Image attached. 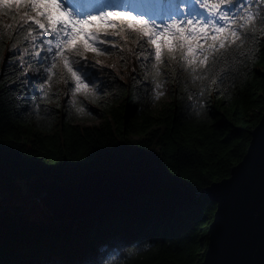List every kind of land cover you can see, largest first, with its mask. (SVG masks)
<instances>
[{"label":"trees","instance_id":"1","mask_svg":"<svg viewBox=\"0 0 264 264\" xmlns=\"http://www.w3.org/2000/svg\"><path fill=\"white\" fill-rule=\"evenodd\" d=\"M14 16V10L0 12V30L6 31L9 25L15 28ZM4 17L10 18L9 24ZM257 39L252 55L237 59V75L220 91L211 92L203 110L187 100L185 88L195 86L180 79L178 67L174 74L164 70L159 79L170 88L165 98L156 99V81L150 76L143 80L148 72L133 55L137 45L131 37L127 41L134 45L130 54L126 42L120 41L123 52L113 50L108 54L114 55V61L103 63L119 82L96 100L98 124L77 122L74 107L66 115L69 106L59 88L50 90L59 98L52 95L44 100L41 81L36 80L37 87L30 91L35 92L33 99L42 101L38 115L31 107L0 108V188L13 192L17 181L39 175L36 169H23L17 157L40 161L50 169L48 179L73 184L94 168L141 172L137 163L141 154L152 153L169 175H179L186 185L206 193L208 186L229 177L242 160L264 112V36ZM7 43L2 51L5 58ZM133 67L138 74L135 87ZM19 75L8 76L0 89ZM60 82L54 77L53 83ZM47 109L54 111L49 114ZM65 161L83 166L56 167ZM216 208L209 196L177 197L166 185L83 219L53 220L50 215L37 219L0 207V264H92L104 250L111 260L121 262L116 245L123 238L138 241L131 264H202Z\"/></svg>","mask_w":264,"mask_h":264},{"label":"snow or ice","instance_id":"2","mask_svg":"<svg viewBox=\"0 0 264 264\" xmlns=\"http://www.w3.org/2000/svg\"><path fill=\"white\" fill-rule=\"evenodd\" d=\"M13 10L15 28L9 25L6 31L0 30V82L17 72L21 75L0 89V108L16 111L31 107L37 115L42 101L33 99L35 92L30 91L37 87V79L42 81L39 88L44 100L52 95L59 98V93L50 91L54 77L68 85L66 115L72 107L82 113L88 101L95 102L101 93L109 94L108 89L115 88L119 81L101 61H88L87 54L123 52L124 43L120 41L127 42L130 37L137 45L133 55L148 72L143 80L150 76L156 81V96L163 95L158 90L163 87L159 78L164 70L174 74L178 67L180 79L195 86L185 88L187 100L203 110L211 92L220 91L229 78L237 75V59L251 56L259 43L257 37L264 36V0H159L152 11L143 9V0H0V12ZM6 43L7 58L2 55ZM124 62L127 64V60ZM33 64L37 66L33 68ZM137 75L133 67L134 87ZM46 111L51 114L54 109ZM257 131L264 140V125ZM126 150L140 153L137 148ZM17 161L25 170L39 171V175L25 178L29 189L47 179L48 165L23 157H17ZM245 162L246 158L242 163ZM137 163L145 174L170 187L177 197L208 196V192L186 185L179 175H169L152 153H142ZM65 166L83 165H68L65 161L56 167ZM137 245L134 238H123L116 245L121 262L111 260L109 251L104 250L92 264H131Z\"/></svg>","mask_w":264,"mask_h":264},{"label":"water","instance_id":"3","mask_svg":"<svg viewBox=\"0 0 264 264\" xmlns=\"http://www.w3.org/2000/svg\"><path fill=\"white\" fill-rule=\"evenodd\" d=\"M262 125L264 112L252 131L246 154L233 166L230 176L205 190L217 208L202 264H264V140L257 131ZM161 185L143 171L105 167L86 171L77 183L47 178L31 190L53 220H65L89 218Z\"/></svg>","mask_w":264,"mask_h":264},{"label":"rangeland","instance_id":"4","mask_svg":"<svg viewBox=\"0 0 264 264\" xmlns=\"http://www.w3.org/2000/svg\"><path fill=\"white\" fill-rule=\"evenodd\" d=\"M157 3H159V0H143V9L145 11H152ZM4 20L7 24L10 23L9 17H4ZM126 46L129 48L128 53L130 54V52L134 49V45L131 42H126ZM87 60L93 63L99 60L104 64H111L114 61V55L105 53L103 55L97 56L90 52L87 54ZM35 67L36 66H33V68ZM31 74L38 75L34 73ZM55 87L60 89L63 95L64 104H67L66 102L70 96L68 85L64 84L63 82L53 83L51 88L53 89ZM169 88V84H163V87L158 90L162 92L163 95L158 97L156 96V99L165 98ZM66 93H68V95H66ZM99 108V103L97 101L92 102L91 100L87 102L85 105V111L82 113L77 112L76 108L74 107L78 118L77 122L83 125H94L100 123L101 118L98 112ZM14 188L15 190L13 192L2 191L0 188V207H7L13 211L21 212L28 217L37 219H46V216L50 215V212L44 205V202L41 199L35 197L32 190L27 186L25 180L17 181ZM56 261L57 258L52 259V262L56 263Z\"/></svg>","mask_w":264,"mask_h":264}]
</instances>
